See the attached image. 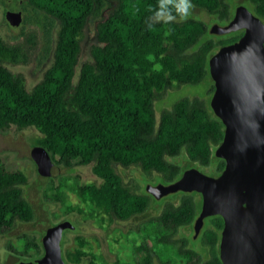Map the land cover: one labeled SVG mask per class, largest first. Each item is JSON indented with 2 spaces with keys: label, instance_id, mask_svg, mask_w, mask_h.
<instances>
[{
  "label": "trees",
  "instance_id": "16d2710c",
  "mask_svg": "<svg viewBox=\"0 0 264 264\" xmlns=\"http://www.w3.org/2000/svg\"><path fill=\"white\" fill-rule=\"evenodd\" d=\"M13 1L23 12L20 32L31 22L39 26L44 54L51 53L52 62L28 90L24 76L6 66L25 61L23 45L0 37V130L12 125L19 129L33 126L42 133L39 144L49 152L54 165L92 164L104 184L74 185L78 197L103 205L111 221H127L142 216L152 197L125 184L115 165L136 167L145 174L156 172L170 183L181 176L185 166L171 159L185 151L189 164H213L217 174L222 171L225 161L215 157L214 151L223 139L224 125L204 98L179 97L164 107L158 118L154 105L173 85H198L210 77L208 60L216 46L232 43L240 31L231 38L215 40L208 34V22L199 17L183 18L180 0ZM5 2L0 0V5ZM189 2L206 11L213 21H228L233 14L230 0ZM248 3L264 21V0ZM95 17L101 18L95 26L96 41L89 49L91 59L81 64L74 81L83 32ZM211 81L208 93L212 96ZM26 183L22 171L0 160L1 232L15 222L34 218V209L24 195ZM176 193L179 195L166 202L158 214L140 223L143 240L129 241L131 249L146 248L148 257L142 264L153 263L155 250L148 240L159 251L165 248L181 256L185 264H222L217 250L201 261L189 239L178 236L182 227L194 221L202 198L195 199L193 192ZM206 219L201 239L214 249L223 219L220 215ZM26 239L23 249L34 248L33 257H41V238ZM77 244L71 260L63 254L66 263L98 264L93 258L85 259L83 239L77 237ZM10 249L15 250L12 245Z\"/></svg>",
  "mask_w": 264,
  "mask_h": 264
},
{
  "label": "rangeland",
  "instance_id": "374dc122",
  "mask_svg": "<svg viewBox=\"0 0 264 264\" xmlns=\"http://www.w3.org/2000/svg\"><path fill=\"white\" fill-rule=\"evenodd\" d=\"M186 17H199L208 22V34L215 40L231 38L236 31H220L211 32V26L216 24L218 27H224L227 21H213L206 11L195 8L191 4V8L185 11ZM231 5L243 4L250 9L248 0H230ZM9 10L18 11L19 6L13 0H6L3 5H0V37L9 43H19L23 45L26 52V59L17 64H6L7 68L14 73H21L24 76L25 86L30 90L41 78L44 71L52 62V54L45 56L44 44L41 29L35 23L25 25L23 33L20 32L21 24L18 27H13L5 18V13ZM101 17L90 18L82 36V52L79 62L76 66L74 81H76L79 68L85 61L91 59L90 46L96 41L95 26ZM53 31L52 37L54 38ZM32 38V41H30ZM220 47L216 46L215 51ZM211 77H207L198 85H173L163 96L155 101L156 118L159 117L161 110L169 106L174 100L182 96H200L208 103L210 102L211 94L208 93L212 81ZM42 138L35 127L17 128L12 125L6 130H0V160L9 167H16L22 171L26 177L27 183L24 186V195L34 209V218L28 222H15L13 226L7 230L0 231V264H25L26 260L36 259L34 248L25 251L23 249V240L26 237L42 238L46 229L58 222L68 220L73 225V228L63 230L61 238L62 253L66 258L71 260V253L78 247L77 237L84 240V251L87 254L85 259L93 258L98 264H133L131 257V246L129 245L128 231L131 232L133 226H138V219L128 221H111L105 211L103 205L97 206L94 202L83 201L77 193L72 190L74 185H96L104 184L103 178L96 174L93 170V165L74 164L70 167H62L54 165L51 169L50 176H42L37 172L36 164L31 157V149L34 145L39 144ZM172 158V157H170ZM182 166L181 173L193 166L201 172L217 176V172L213 168V164L208 166L199 163L189 164L185 151L176 158L171 159ZM115 170L120 174L125 184L135 189L137 192L150 195L151 203L146 212L140 219H146L150 216L158 214L161 207L168 201H172L179 193H166L160 197L154 196V189L168 182L163 176L156 172L150 174L143 173L136 167H124L115 165ZM106 186V184L104 185ZM195 199L201 198L197 192L193 191ZM101 195V193H100ZM199 198V199H200ZM207 220V219H206ZM204 224H207V222ZM204 227V225H203ZM190 227L180 229L178 236L188 237ZM194 222L191 224L189 241L192 246L199 248L201 244V231L197 238L193 237ZM129 238V239H128ZM155 254L153 255L152 264H162L158 257V249L155 243L150 241ZM13 246L15 250L10 249ZM167 258L174 259L173 256L167 255ZM85 260V262H88ZM134 261V258H133ZM68 264V263H67ZM174 264H181L178 260Z\"/></svg>",
  "mask_w": 264,
  "mask_h": 264
},
{
  "label": "water",
  "instance_id": "95a60500",
  "mask_svg": "<svg viewBox=\"0 0 264 264\" xmlns=\"http://www.w3.org/2000/svg\"><path fill=\"white\" fill-rule=\"evenodd\" d=\"M5 18L18 27L22 13L9 10ZM241 29V37L220 46L208 60L214 82L209 104L224 125L214 154L225 161L224 168L210 176L189 167L177 180L155 187L153 194L200 193L194 231H200L206 217H222V264H264V21L239 4L224 27L211 26V32L219 33ZM30 154L37 172L50 176L54 162L49 152L37 144ZM66 228H73L68 220L49 226L41 238L43 255L25 264H67L61 247Z\"/></svg>",
  "mask_w": 264,
  "mask_h": 264
},
{
  "label": "flooded vegetation",
  "instance_id": "af4514ba",
  "mask_svg": "<svg viewBox=\"0 0 264 264\" xmlns=\"http://www.w3.org/2000/svg\"><path fill=\"white\" fill-rule=\"evenodd\" d=\"M239 5V4H238ZM238 5H236V4H233V14H234V11H235V9H236V7L238 6ZM19 11H21V13H22V20H23V12H22V10H19ZM233 14H232V16L230 17V19L233 17ZM229 19V20H230ZM229 20L227 21V23L229 22ZM240 32H241V35L243 34V32H244V30L243 29H241V30H239ZM241 35L239 36V37H241ZM238 37V38H239ZM237 40V39H236ZM234 42V41H233ZM177 192H180V191H177ZM183 192V191H182ZM193 192V191H192ZM199 212H200V210H199ZM199 212H198V214H199ZM198 214H197V216H198ZM197 216L195 217V219H194V224H195V221H196V218H197ZM212 216H214V215H212ZM208 217H210V216H208ZM141 218V216L140 217H138V216H136V217H132V218H130V219H128V220H131V219H133V220H135V219H138V221H139V223H138V226L137 227H135V226H133V228H132V230H131V232H129L128 231V237L130 238H128L129 239V241H132V242H134V243H140L142 240H143V236H142V232H141V229H139V226H140V223L144 220V219H140ZM207 218V217H206ZM206 218L204 219V222H205V220H206ZM127 220V221H128ZM133 220H131V222L133 223ZM119 222V221H118ZM192 222V223H193ZM204 222H203V225H204ZM187 227H190V231H191V225L190 226H187ZM183 228V227H182ZM202 228H203V226L201 227V229H200V231L202 230ZM222 228H223V226H222ZM190 231H189V236L188 237H186L187 239H189L190 238ZM199 231V232H200ZM221 231H222V229L220 230V235H219V240H218V243H217V245H216V247L213 249H211V248H207L206 246V243L201 239V244H199L200 246H199V248H196L195 247V245L194 246H192L191 245V243L189 242V244L192 246V248H194L200 255H201V261H203V260H207V259H209V258H211V256L214 254V253H216V250H217V253H218V256H219V258H220V238H221ZM199 232L196 234L195 233V231L193 232L194 234H193V237L194 238H197L199 235ZM42 244V243H41ZM129 245L131 246V242H129ZM148 246H151V243H150V241L148 240ZM43 248V247H42ZM154 250H156L155 248H154ZM153 255H154V252L152 251V257H153ZM158 257L161 259V263L162 264H167V261H169L170 262V264H174V262L176 261V260H178L181 264H185L186 262H185V260L181 257V256H179V255H177L176 253H174V252H167L166 250H165V248L163 249L162 248V250H158ZM167 255H171V256H173L174 257V259H170V258H167ZM131 257H132V263L133 264H142V263H145V261H146V259H147V257H148V252H147V250H146V248H142V249H140L138 252H136V250L134 249V248H132V250H131ZM39 258V257H38ZM133 258H134V261H133ZM30 260V259H29ZM26 261H28V260H26ZM25 261V262H26ZM222 262V261H221Z\"/></svg>",
  "mask_w": 264,
  "mask_h": 264
},
{
  "label": "clouds",
  "instance_id": "9594fccd",
  "mask_svg": "<svg viewBox=\"0 0 264 264\" xmlns=\"http://www.w3.org/2000/svg\"><path fill=\"white\" fill-rule=\"evenodd\" d=\"M184 4H185V11H187V9L191 8V4L188 3V0H183Z\"/></svg>",
  "mask_w": 264,
  "mask_h": 264
}]
</instances>
